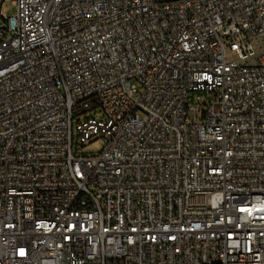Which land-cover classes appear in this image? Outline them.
Listing matches in <instances>:
<instances>
[{
  "label": "built area",
  "instance_id": "2783aa9c",
  "mask_svg": "<svg viewBox=\"0 0 264 264\" xmlns=\"http://www.w3.org/2000/svg\"><path fill=\"white\" fill-rule=\"evenodd\" d=\"M12 2L0 264H264V0Z\"/></svg>",
  "mask_w": 264,
  "mask_h": 264
},
{
  "label": "rangeland",
  "instance_id": "374dc122",
  "mask_svg": "<svg viewBox=\"0 0 264 264\" xmlns=\"http://www.w3.org/2000/svg\"><path fill=\"white\" fill-rule=\"evenodd\" d=\"M2 12L7 16H15L17 14V6L12 0H6L0 4ZM97 114V117H100ZM77 131L75 132V141H77ZM84 152L88 155L98 154L103 149V142L99 137H92L84 143Z\"/></svg>",
  "mask_w": 264,
  "mask_h": 264
}]
</instances>
